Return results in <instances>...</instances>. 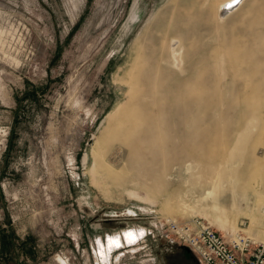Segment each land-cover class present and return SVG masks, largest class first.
<instances>
[{"label":"rangeland","instance_id":"374dc122","mask_svg":"<svg viewBox=\"0 0 264 264\" xmlns=\"http://www.w3.org/2000/svg\"><path fill=\"white\" fill-rule=\"evenodd\" d=\"M223 1L0 0V264H196L169 217L264 241V0ZM129 81L136 124L97 171Z\"/></svg>","mask_w":264,"mask_h":264},{"label":"built area","instance_id":"2783aa9c","mask_svg":"<svg viewBox=\"0 0 264 264\" xmlns=\"http://www.w3.org/2000/svg\"><path fill=\"white\" fill-rule=\"evenodd\" d=\"M161 223L171 241L190 249L197 264H264V241L240 232L227 240L198 218L183 223L166 218Z\"/></svg>","mask_w":264,"mask_h":264},{"label":"bare ground","instance_id":"6f19581e","mask_svg":"<svg viewBox=\"0 0 264 264\" xmlns=\"http://www.w3.org/2000/svg\"><path fill=\"white\" fill-rule=\"evenodd\" d=\"M242 0H225L223 2H220L217 4V7H216V19H220L222 20V18H224L225 16H227V14H229L230 12H232L234 9L238 8L241 4ZM174 10V9H173ZM149 32V31H148ZM143 36V35H142ZM147 37V36H146ZM149 38V37H147ZM151 39V38H150ZM144 40V39H143ZM171 41V44H174L176 43V39H172L170 40ZM139 42V41H138ZM178 42V41H177ZM170 44V45H171ZM176 46V44H174ZM175 46H170L171 47V50H172V57L175 61L179 60V54L176 52V50L173 48ZM176 48V47H175ZM135 52H136V60L138 59V57L140 56L141 54V51H142V47L140 45V43H136L135 45ZM154 58V57H153ZM177 65L180 66V61H177ZM136 63V61H135ZM176 62H174V65H175ZM182 65V64H181ZM137 65L133 66V69L134 70L136 68ZM178 66V67H179ZM139 67V66H138ZM179 69V68H178ZM182 69V68H181ZM131 71V70H130ZM129 72V71H128ZM129 75V74H128ZM131 77V76H130ZM136 78V77H135ZM131 80V79H130ZM124 82V81H123ZM128 83V81H126ZM129 85H130V90L128 92V99L126 101V103L124 104H121L119 106L116 107V109L113 111V113L111 114V116L109 117L108 121L106 124H104L105 126L103 127V129L101 130L100 134L98 135V137L96 138V141L94 142L93 144V147H92V159H93V163H94V167L95 169H97V171H103L105 170L106 167L103 166V156L105 155L104 154V149L106 148V144H107V141L112 138L115 133L118 131V133H122V135H126L128 134V127L127 125H129V121H130V125H134L135 121L137 118H129L128 120L126 119L125 120V115H126V112L127 110H130L129 108H133L135 103L137 102L136 100V94H137V91H138V88L136 86V83H133L132 81H129ZM140 89V88H139ZM188 89V86L185 84L183 86V89L182 90H187ZM135 110V108H133ZM133 110V111H134ZM136 111V110H135ZM108 114V113H107ZM187 114V113H186ZM107 116V115H106ZM184 116V115H183ZM128 117V116H126ZM187 117V116H185ZM184 117V118H185ZM106 118V117H105ZM105 120V119H104ZM136 124V123H135ZM138 127V126H137ZM131 133V132H130ZM133 135V134H132ZM114 139V138H113ZM116 139V138H115ZM119 140V139H118ZM128 141V140H127ZM122 142V141H121ZM93 143V142H92ZM128 143V142H127ZM134 143V142H132ZM124 144V143H123ZM130 145V144H129ZM134 147H136L135 145H132ZM140 146V145H139ZM119 147V146H118ZM130 147V146H129ZM127 148V147H126ZM128 149V148H127ZM130 153V152H129ZM130 158V157H129ZM235 162V161H234ZM232 162V163H234ZM108 171H113L114 169L111 168V167H107L106 168ZM184 172L187 173L188 172V167L184 169ZM105 173V172H104ZM224 182H222V185H223ZM218 186V184H215L213 187H216ZM220 191H218V193H215L216 195H218V198L220 196ZM206 194V197L210 198L213 194V190L212 191H208ZM214 201L217 199V196H214L213 197ZM234 203V200L233 202ZM167 219H170L172 221H175L173 220L172 218H167ZM191 219V218H190ZM190 219H188L187 221H190ZM176 223H183V222H186V221H182V222H178V221H175ZM236 234V232H233L232 235L230 236H234ZM124 235H125V241L126 243L130 244V243H133L137 240L138 238V235L134 232H124ZM249 237H251L253 240H255V238H253L252 236L249 235ZM256 241V240H255ZM109 245H119L121 244V241L119 240V238H113V239H110L109 238Z\"/></svg>","mask_w":264,"mask_h":264},{"label":"flooded vegetation","instance_id":"af4514ba","mask_svg":"<svg viewBox=\"0 0 264 264\" xmlns=\"http://www.w3.org/2000/svg\"><path fill=\"white\" fill-rule=\"evenodd\" d=\"M79 207L81 209L84 208L85 212H91V213H94L95 212V213H97V210L91 211V209L88 208V206H84L83 202H79ZM107 212H113V213L107 214ZM99 216H101V217H99ZM128 216H134V215L133 214H130ZM116 219H119V221H122L123 220L122 215L118 214L116 210L115 211H111L110 209H107V210L104 211V214H101V215L95 214L94 221L101 222V223H103L105 225L107 223L114 224L113 221L116 220ZM172 264H174V263H172Z\"/></svg>","mask_w":264,"mask_h":264},{"label":"water","instance_id":"95a60500","mask_svg":"<svg viewBox=\"0 0 264 264\" xmlns=\"http://www.w3.org/2000/svg\"><path fill=\"white\" fill-rule=\"evenodd\" d=\"M134 6L135 5L133 4L132 8H131V10L129 12V15L127 17V21L126 22H128V23H133L134 21L137 20V12H136V9H135ZM102 122H103V120L101 121V124H102ZM82 161H83L84 164H86V162H87V154L86 153L83 155ZM183 247L185 248L186 251L190 252V249L188 247H186V246H183Z\"/></svg>","mask_w":264,"mask_h":264},{"label":"crops","instance_id":"0c3cea01","mask_svg":"<svg viewBox=\"0 0 264 264\" xmlns=\"http://www.w3.org/2000/svg\"><path fill=\"white\" fill-rule=\"evenodd\" d=\"M152 260H153V259H152ZM155 261H156V260L154 259L153 262H152V264H155V263H156ZM196 264H197V263H196Z\"/></svg>","mask_w":264,"mask_h":264}]
</instances>
